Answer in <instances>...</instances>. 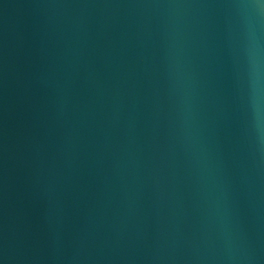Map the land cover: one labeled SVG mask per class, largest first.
Segmentation results:
<instances>
[{
    "label": "water",
    "instance_id": "1",
    "mask_svg": "<svg viewBox=\"0 0 264 264\" xmlns=\"http://www.w3.org/2000/svg\"><path fill=\"white\" fill-rule=\"evenodd\" d=\"M0 264H264V0H0Z\"/></svg>",
    "mask_w": 264,
    "mask_h": 264
}]
</instances>
